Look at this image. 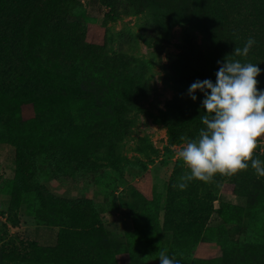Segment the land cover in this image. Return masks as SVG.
<instances>
[{"label": "trees", "instance_id": "obj_1", "mask_svg": "<svg viewBox=\"0 0 264 264\" xmlns=\"http://www.w3.org/2000/svg\"><path fill=\"white\" fill-rule=\"evenodd\" d=\"M65 1L0 0V143L15 149L14 177L3 187L9 196V205L6 222L0 223V251L4 252L5 245L8 247L4 241L6 224L17 227L20 223L18 213L23 209L36 226L57 229L55 246L40 247L29 243L23 253L11 249L4 252L7 255L2 257L4 261L13 260V264H121L117 256L125 249L123 245L118 247L110 242L91 202L58 198L39 179L47 182L57 174L68 175L74 169L99 167L120 157L122 142L127 136L122 123L136 111L147 87L150 68L132 58L128 50L139 40L155 50L152 57L156 58L170 35L169 28L154 20L151 7L171 11L186 26L180 53L168 58L171 75L166 76L165 83L178 93L167 105L171 114L165 119L170 130L169 145L183 144L181 137L195 138L202 127L199 116L204 97L197 92V100L193 102L187 91L197 80L209 79L215 83L219 65L207 49L209 43L216 39L214 43L220 47L219 51L230 55L235 47H243L250 38L245 14L251 12L248 0H98L106 10L104 20L107 23H115L123 16L139 17L137 33L123 30L116 34V41L122 39L130 46L126 50L123 44L118 45V69L123 66L127 72L138 76L137 86L130 92L106 96L85 66L86 62L91 63L89 57L81 54L76 63H64L62 54L49 47L42 34V31L63 24L72 14ZM239 17L243 20L237 24ZM256 20L259 21V17ZM195 31L202 35V44H198ZM78 38L73 35L71 40L79 41ZM77 45L82 46L83 42ZM106 47L107 44L99 48ZM27 106L33 117L23 121L21 113ZM259 158L264 160V156ZM184 171L180 165L172 169L163 225L167 231L192 233L206 221L214 197L204 191L201 182H191L183 191L174 188ZM241 172L248 173L264 187V178H258L250 167ZM224 178L217 175L212 182L219 183ZM181 202L186 203V212L174 221L173 215L182 212ZM118 203L135 215L143 213L151 201L131 188ZM136 236L135 225L133 232L126 235V243ZM129 258L132 262V257Z\"/></svg>", "mask_w": 264, "mask_h": 264}, {"label": "rangeland", "instance_id": "obj_2", "mask_svg": "<svg viewBox=\"0 0 264 264\" xmlns=\"http://www.w3.org/2000/svg\"><path fill=\"white\" fill-rule=\"evenodd\" d=\"M261 1L248 0L251 14H245L248 35L256 41L247 62L259 64L261 69V75L257 77L258 89H264V2ZM64 4L72 14L63 17L64 23H59L53 30L42 31L48 46L61 53V61L67 64L76 63L81 54L89 57L91 63L86 62L85 66L106 96L134 90L138 76L127 72L123 66L118 69L117 65L118 45L123 44L126 50L130 46L122 39L116 41V34L123 30L137 33L139 17L123 16L115 23H107L104 20L106 10L98 0H66ZM151 13L157 23L169 28L170 35L156 58L152 57L155 50L139 40L128 50L132 58L144 62L150 68L147 87L141 94L136 111L122 123L127 136L122 142L120 157L99 167L74 169L68 175L57 174L47 182L38 177L39 182L58 198L90 201L110 242L118 247L123 245L125 249L117 256L121 264H159L160 252L169 258L174 256L178 264H264V187L257 184L248 173L225 176L219 183L201 182L204 191L211 193L214 200L206 221L192 233L167 231L163 225L167 185L172 169L175 165L182 167L175 158L182 144L169 145L170 130L165 124V119L171 116L167 105L178 93L165 83V79L171 75L168 58L180 53L186 26L169 10L153 6ZM256 17H259V21ZM241 19L243 17L238 18L237 24H240ZM73 35L80 37L76 40L82 41V46L77 45L79 41L71 40ZM195 35L198 44H202V35L198 31H195ZM214 41L209 43L207 49L214 61L223 62L230 54L219 51L220 47ZM105 44L106 48H99ZM254 58L260 60L257 62ZM236 59L245 62L243 58ZM32 117L31 108L24 107L22 120L27 121ZM255 155L264 156V138L258 141ZM14 159L15 149L0 143L1 224L6 222L5 213L9 205V196L3 187L14 177ZM131 188L151 201L143 213L133 215L118 203L119 198ZM180 207L182 212L173 215L174 221L186 212V203L181 202ZM18 216L20 223L17 227L6 224L7 236L4 241L8 247L4 246V252L11 249L23 253L29 243L53 247L47 246L51 245L50 241L40 240L44 237V229L36 226L23 209ZM135 225L138 236L126 243V235L133 232ZM4 252L0 251V264H13V260L6 262L2 259L7 256ZM129 256L132 262H129Z\"/></svg>", "mask_w": 264, "mask_h": 264}, {"label": "clouds", "instance_id": "obj_3", "mask_svg": "<svg viewBox=\"0 0 264 264\" xmlns=\"http://www.w3.org/2000/svg\"><path fill=\"white\" fill-rule=\"evenodd\" d=\"M255 44L249 38L222 63L218 61L215 83L205 79L189 86L187 96L193 102L197 92L204 97L199 116L202 127L195 138L181 137L184 143L175 158L185 171L174 188L183 191L194 181L208 184L217 175L233 176L249 167L264 178V160L255 155L258 141L264 138V89H258L257 80L261 69L259 64L236 59H246ZM158 260L159 264H178L174 256L163 252Z\"/></svg>", "mask_w": 264, "mask_h": 264}, {"label": "crops", "instance_id": "obj_4", "mask_svg": "<svg viewBox=\"0 0 264 264\" xmlns=\"http://www.w3.org/2000/svg\"><path fill=\"white\" fill-rule=\"evenodd\" d=\"M44 229L43 231V234H44V237L43 239H40L41 241H50L51 242V245H47V246H54L55 243H56V237H57V229L55 228H48V227H41ZM17 229V228H15ZM51 229V230H50ZM45 232V233H44Z\"/></svg>", "mask_w": 264, "mask_h": 264}]
</instances>
